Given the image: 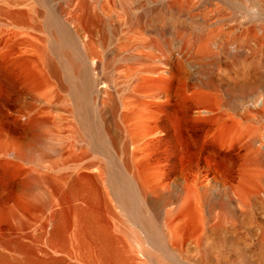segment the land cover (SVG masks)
Masks as SVG:
<instances>
[{"label": "bare ground", "instance_id": "6f19581e", "mask_svg": "<svg viewBox=\"0 0 264 264\" xmlns=\"http://www.w3.org/2000/svg\"><path fill=\"white\" fill-rule=\"evenodd\" d=\"M153 5L0 0V264H264V106Z\"/></svg>", "mask_w": 264, "mask_h": 264}, {"label": "rangeland", "instance_id": "374dc122", "mask_svg": "<svg viewBox=\"0 0 264 264\" xmlns=\"http://www.w3.org/2000/svg\"><path fill=\"white\" fill-rule=\"evenodd\" d=\"M164 1L171 2L174 0H153V7L160 8ZM234 1L182 0V5L188 14L200 16L198 21L201 24L209 23L207 25L208 28H206L207 32L216 30L219 37L218 42L206 49L203 54L200 60L201 69L206 70L211 76H236L237 78L248 76L251 84L249 92L254 95V100L257 98L255 100L256 104L258 102V104L261 103L264 106V38H262L264 36H262L263 33L261 31L253 30V20H256L257 14L251 10L250 12L253 15L248 13L247 5L243 10V7L237 9ZM233 10H235L234 13ZM241 17L245 18L242 20ZM236 21L240 24H236ZM242 32L253 35V40L249 39V41L243 42L239 37L242 36ZM225 35H227V38ZM231 36H234V38ZM231 39L236 41L235 47L243 46L245 48L244 55L240 54V50L236 51L234 55L227 52L226 45ZM253 93L256 94V97Z\"/></svg>", "mask_w": 264, "mask_h": 264}]
</instances>
